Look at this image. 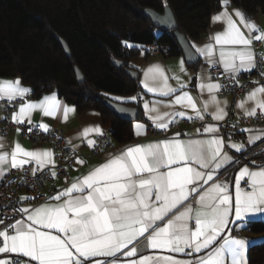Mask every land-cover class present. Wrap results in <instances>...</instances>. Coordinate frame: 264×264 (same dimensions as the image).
I'll return each instance as SVG.
<instances>
[{"label": "snow or ice", "instance_id": "snow-or-ice-1", "mask_svg": "<svg viewBox=\"0 0 264 264\" xmlns=\"http://www.w3.org/2000/svg\"><path fill=\"white\" fill-rule=\"evenodd\" d=\"M229 2L222 0L225 10L213 18L215 22H224L226 28L203 46L192 43L191 47L208 64L222 66L224 73L236 81L242 71L250 72L257 67L251 46L253 41H264V29L239 9L228 13ZM233 16L239 18V24ZM156 19L171 23L170 19ZM122 43L126 47L135 46L128 41ZM183 63L181 60V72L185 71ZM173 78L178 87L168 83L169 78L160 66L149 67L144 73L143 87L149 93L169 98L143 102L145 114L156 129L167 132L180 119L204 121L210 116L214 121H223L228 115L227 101L216 95L223 85L209 82L211 76L204 74L200 78L199 92L201 97L206 92L208 98L199 103L185 90L188 82L180 76ZM31 91L22 86L19 78L0 80V101L11 103ZM128 99L136 101L137 97ZM178 106L183 110H177ZM236 107L249 118L258 112L264 116V85L249 91ZM36 109L45 117H54L62 111L65 119L75 111L74 107L62 106L57 94L52 93L38 102L20 104L10 119L18 125L27 119L31 125L30 114ZM188 111L193 114L188 115ZM34 127L44 133L50 130L44 123ZM134 128L135 135L146 134L144 124L136 123ZM27 131L32 132L33 127ZM239 131L258 134L248 135L249 144L264 136V129ZM219 132V124L205 123L196 129L195 136L186 140L177 132L162 140L127 146L107 153L102 164L74 178L43 204L34 206L31 202L35 197H20L11 208L12 216L0 214V254L15 257L0 258V264H228L229 258L230 264H247L249 241L234 237L230 225L238 222L244 227L255 215H264V165L255 170L247 165L241 167L235 174L233 193L232 182L217 177L221 169L239 161L224 150L225 140ZM90 133L103 135V130L99 126L85 127L80 134L95 148L96 142L87 139ZM227 147L237 153L245 150L244 144L233 142L231 134ZM4 148L0 139V150ZM53 157L51 150H26L16 142L11 153L0 151V180L7 175L5 164L23 169L34 163L33 176L50 168L55 178ZM76 163L82 165L85 161L77 158ZM0 207L4 213L8 211V206ZM138 244L142 247L138 248ZM206 249L211 250L199 255ZM152 250L197 255L195 260H185L172 255L144 254ZM118 253L136 258L121 261Z\"/></svg>", "mask_w": 264, "mask_h": 264}, {"label": "trees", "instance_id": "trees-1", "mask_svg": "<svg viewBox=\"0 0 264 264\" xmlns=\"http://www.w3.org/2000/svg\"><path fill=\"white\" fill-rule=\"evenodd\" d=\"M231 1L249 15L264 14V0ZM165 5L175 13L176 31L191 41L208 32L222 0H0V79L19 76L34 96L58 92L80 113L95 109L115 143H130L133 122L148 120L140 105L110 95L141 91L140 71L130 61L145 45L157 44L164 57L183 54L175 30L158 29L144 12H164ZM58 37L67 42L72 57ZM123 41L135 46L126 47ZM132 105L138 108L135 120L118 113ZM251 159L264 162V150ZM248 227L264 233V221H251ZM249 264H264V242L251 247Z\"/></svg>", "mask_w": 264, "mask_h": 264}, {"label": "crops", "instance_id": "crops-1", "mask_svg": "<svg viewBox=\"0 0 264 264\" xmlns=\"http://www.w3.org/2000/svg\"><path fill=\"white\" fill-rule=\"evenodd\" d=\"M239 9L241 12H243L245 14V16L255 22H257L258 26L260 29H264V14L262 13H258V14H254V15H249L247 14L242 8L235 6L232 1L230 0L229 4L226 6V11L230 14L234 13V10ZM223 10H225L224 7H222L220 10L216 11L213 13L212 17H211V24L209 27L208 32L200 39L198 40H191L190 43L192 45V43H195L196 45L199 46H203L205 43L210 41V37L213 36L215 33L222 31L226 28V24L224 22H215L213 20V18L221 13ZM233 19L236 20V22L239 24V18L233 16ZM242 30L243 26L240 25ZM246 31V30H245ZM255 42L253 41L252 44V49L254 51L255 54ZM263 45L261 47V51L264 54V41ZM195 50V49H194ZM199 55V61L197 63L194 64H188L187 59L185 57L184 54L182 55H178V56H173V57H164L161 55V53L158 54H152L151 52H149V50H146L145 48H143L137 55H135L130 63L133 67H135L136 69H138L140 71V85H141V91L138 92L137 94L131 95V96H117V95H110V97L118 102H122V103H131V104H137L140 105L141 110L143 115L146 117V119L148 120V122L143 121V120H135L133 122V133H134V139L133 141H131L130 143L127 144H117L115 143V146L113 149L111 150H105L103 152H101L100 154H94L93 152V147L89 146L86 143L85 139H82L80 134L82 133L83 129L85 127H91V126H99L103 132L105 130H107L109 127H106L103 121V118L101 116V113L95 109H89L83 112H79L77 107L68 102L65 98L61 97L59 95L58 92H50V93H45L42 94L40 96H34L32 94V91L27 94L26 96L23 97V101L22 103L25 102H38L40 100L43 99L44 96L46 95H51L52 93H56L57 94V99L58 101H60L62 106H68V107H74L75 111L74 112H70L67 115V118L65 119L63 112L60 111L58 112L54 117H45L42 114V111L39 109L33 110L30 114V118L31 121H35V122H39L44 123L49 125V129L50 130H62L65 134V136L67 137V139L69 140L71 146L73 149H75V152L78 154L79 159H82L85 161L84 164H78L75 162L68 167V173L70 175V179L71 182L74 180V178L76 177H80L84 174H87L94 166L100 165L104 162V157L107 153H115L117 150H121L126 148L127 146H131V145H135V144H147L149 142H154V141H158V140H162V139H150L148 137L149 134V126L153 125L152 122L150 121V119L148 118V116L145 114V110L143 108V102L144 101H159V100H163V101H167L169 98L168 97H162L158 94H153V93H149L144 87H143V81H144V73L145 71L152 66H160L162 67V69L164 70L165 74L168 76V83L172 86V87H178L177 81L173 78L174 76H180V78L186 82H188V87L185 89L186 91L190 92L191 95H193L194 97H196L198 103L202 100V99H207L208 98V94L205 92L203 97H201V94L199 92L198 89V84L201 82V76L204 74H207L209 76H211V81L212 83H219L221 84L220 81L215 80L212 75L210 74V68H212L213 66L207 63V60L205 57L201 56L199 53H197ZM183 60V68L185 69L184 72L180 71V61ZM241 73H246V72H241ZM19 78L21 80V84L22 86L28 87L24 84L23 80L21 77L17 76V77H3L0 80H15ZM29 88V87H28ZM217 98L219 100H226L227 101V108L226 111L228 113V108L231 102V98L230 96H222L220 94V90L218 92H216ZM137 97L136 101H132L128 98L130 97ZM247 96V93L242 95L238 101L237 104L241 101L244 100ZM115 97H120V98H124L123 100H117L114 99ZM236 104V105H237ZM131 108H135V106H128L126 107L127 110H130ZM137 108V107H136ZM18 108L15 111H18ZM125 109V110H126ZM177 110H183L180 109L179 106L177 107ZM237 113L239 115H243L241 110H239L236 107ZM13 114V113H12ZM188 115H192L193 113L191 111L187 112ZM6 117V113H5V109L3 106V101H0V139L3 140V142L5 143V148L3 150L0 151H7L9 153H11L12 149L14 148V145L16 142H19L21 144V146L23 148H25L26 150H51L54 153V161L56 164V156H55V152L53 151V149L48 145V144H35L32 143L28 140H26L25 138H23L20 134V132H17L16 129L11 131V134L8 138H5L2 136V124H3V120ZM227 117V116H226ZM225 117V119H226ZM206 123H211V124H219L221 125V123L223 121H214L212 120V118L210 116H206ZM136 123H142L146 126V134H141L140 136L135 135V128L134 125ZM175 124H179L184 128V134H181V139H188L189 136H195L196 133V129L199 128L195 125L194 120L189 121L187 119H180L178 120ZM251 129H264V126H255L252 127ZM175 134V133H174ZM168 137H171L172 135ZM258 135L255 133H243L241 134L240 140L236 143H242L245 146V150L242 153H247L249 151H252L253 149L259 147V150H264V136H261V138L257 139L254 143L249 144L248 143V135ZM220 135V132H219ZM98 134L96 133H90L89 136L87 137V139H92L96 142L97 138H98ZM166 137V138H168ZM165 139V138H164ZM225 140V139H224ZM234 142V141H233ZM228 141L225 140V151L228 152L231 156L234 157L239 153H237L235 150L227 147ZM255 154V153H254ZM251 155L252 156L254 155ZM250 158V159H251ZM9 161H10V156H9ZM251 161H255L252 160ZM244 163H240V164H234V165H228L226 166L224 169H221L220 174L218 175L217 179L220 181H231L232 182V188L231 191L234 193V179H235V174L239 171V169L241 167H243ZM264 165V162H256L255 164L247 165L250 169L255 170L258 166ZM10 169V164H5V172L7 173V171ZM1 181V180H0ZM242 186H243V182H242ZM64 188V185L61 181V179L59 177H55L54 180L47 186L46 188V192L49 191H53V190H61ZM264 221V215H255L254 217H252L250 220L247 221L246 226L241 227L239 225V223H234L230 225V228L232 229V235L236 238H243L249 241V244L247 246V251H246V260H247V264H249V251L251 249V247L255 244H259L264 242V233H253V232H247L248 229V223L251 221ZM227 231V230H226ZM235 232H240L242 234V236L237 237L235 236ZM142 240V238H141ZM219 243V241L217 242ZM132 245L129 246V248ZM138 248L142 247V244H138L137 245ZM216 245H214L213 247H215ZM211 249H206L204 251H202L199 255H206V253L208 251H210ZM124 251H128V249H124ZM144 254H158V255H172L177 259H192L195 260L196 259V255L197 254H193L191 257L189 256H185L183 254H178V253H168L166 251L163 250H152L151 252H144ZM120 258L121 261H126L128 259H135L136 257H132V258H128V257H124L121 254H117ZM11 256H14V254H0V258H10ZM27 259V258H24ZM103 259V258H100ZM228 264H230V258L228 260Z\"/></svg>", "mask_w": 264, "mask_h": 264}, {"label": "built area", "instance_id": "built-area-1", "mask_svg": "<svg viewBox=\"0 0 264 264\" xmlns=\"http://www.w3.org/2000/svg\"><path fill=\"white\" fill-rule=\"evenodd\" d=\"M263 45L262 41L255 42V56L257 67L250 72L240 73L236 78V81H233L227 73H224L222 66L221 67H212L210 68V74L215 80L221 82L223 88L220 90L222 96H230L231 102L228 108V115L226 119L220 125V135L228 141L229 134L232 135V140L238 142L240 140L242 132L239 129H251L255 126H264V116L259 115L255 117H246L244 115H239L236 110V104L238 99L251 91L253 88L258 85H264V54L261 51ZM144 48L149 50L152 54L161 53L160 47L157 44H148ZM254 82H258L254 83ZM23 99H17L8 103L3 101V106L5 109L6 117L8 119L3 120L2 124V136L8 138L11 134V131L19 128L20 134L26 140L35 143V144H48L56 156L55 172L56 177H59L64 185L68 186L71 183L70 175L68 173V167L71 166L78 154L73 150L69 140L65 136L62 130H49L48 133L43 131H38L34 127L35 125L40 124L39 122L32 121V124L27 123V119L24 124H15L11 121L12 113L18 108ZM204 121L194 120V123L197 127L202 128L206 123ZM235 125L236 127H232ZM33 127L32 132H28L27 129ZM148 137L150 139H164L171 134L181 133L184 134V128L179 124H173L169 126L167 132L156 129L153 125L149 126ZM96 147L93 149L94 154H100L105 150H111L115 146V142L111 135V129L108 128L103 132V135H99L96 140ZM260 148L257 147L252 151L247 153H239L235 156V160L239 163H244L247 165H252L251 155L256 153ZM33 164L25 165L23 169H12L10 168L7 171V175L0 181V206H8V211L4 213L2 207H0V214H6L7 216H12L13 212L11 211L12 207L16 206V202L22 196L35 197L36 199L31 203L35 205H40L45 202V200L55 194L57 190L46 192L47 186L54 180L51 175L50 168H45L42 172H37L36 176L32 175ZM28 202H25L27 205ZM7 222V221H6ZM247 232H251L248 227ZM235 236L240 237L242 234L240 232H235ZM10 258H15L11 256Z\"/></svg>", "mask_w": 264, "mask_h": 264}, {"label": "water", "instance_id": "water-1", "mask_svg": "<svg viewBox=\"0 0 264 264\" xmlns=\"http://www.w3.org/2000/svg\"><path fill=\"white\" fill-rule=\"evenodd\" d=\"M145 14L152 20L153 24L162 31H171L175 30V35L181 45V48L183 50V54L185 55L188 64H195L199 61V55L194 50V48L191 47L190 40L181 32L176 31L179 27V23L177 21V18L175 16V13L173 9L170 6L165 7L164 12H159L153 8H146ZM157 17L160 18L161 21L163 20H171V23L165 24L160 21H157ZM58 40L62 44L66 54L68 57H72V52L67 44V42L62 39L61 37H58ZM115 64L117 67H122V62L115 61ZM126 108L122 107L118 109V113L125 118L128 119H136L138 115V108H131L130 110H125Z\"/></svg>", "mask_w": 264, "mask_h": 264}, {"label": "rangeland", "instance_id": "rangeland-1", "mask_svg": "<svg viewBox=\"0 0 264 264\" xmlns=\"http://www.w3.org/2000/svg\"><path fill=\"white\" fill-rule=\"evenodd\" d=\"M117 96H121V95H117Z\"/></svg>", "mask_w": 264, "mask_h": 264}]
</instances>
